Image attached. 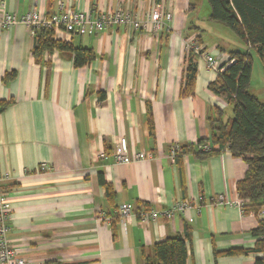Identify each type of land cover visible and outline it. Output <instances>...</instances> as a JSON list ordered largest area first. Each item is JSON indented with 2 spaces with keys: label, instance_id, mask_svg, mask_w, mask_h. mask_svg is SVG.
Here are the masks:
<instances>
[{
  "label": "crops",
  "instance_id": "1",
  "mask_svg": "<svg viewBox=\"0 0 264 264\" xmlns=\"http://www.w3.org/2000/svg\"><path fill=\"white\" fill-rule=\"evenodd\" d=\"M155 1L5 0V10L50 13L64 3L96 17L117 7L148 11ZM165 2L174 17L158 33L116 25L58 37L95 51L96 58L82 67L57 50L36 60L30 29L0 23V102L7 103L0 108V173L10 204L9 241L28 264H145L155 243L187 230L188 264H255L262 256L215 254L252 248L257 240L250 230L258 217L243 213L237 191L246 161L230 151L170 157L173 145L210 137L209 119L217 108L230 107L209 84L231 51L251 48L220 23H206L199 7L204 0ZM206 32L215 35L210 39ZM192 38L204 54L197 59L195 94L184 97L186 41ZM253 58L250 89L264 103L263 65ZM123 138L130 154L151 152L153 159L118 163L115 149ZM184 200L191 208L181 212L175 207ZM126 203L134 210L123 220L118 213ZM144 203L173 215L143 220Z\"/></svg>",
  "mask_w": 264,
  "mask_h": 264
},
{
  "label": "trees",
  "instance_id": "2",
  "mask_svg": "<svg viewBox=\"0 0 264 264\" xmlns=\"http://www.w3.org/2000/svg\"><path fill=\"white\" fill-rule=\"evenodd\" d=\"M207 1L211 9L209 19L227 26L238 38L246 41L250 48L256 51L264 70V0ZM35 38L33 55L36 60H40L46 51L54 50L72 57L77 67L85 66L96 58L92 48L76 46L72 41L56 38L52 29H37ZM251 49L231 51L229 60L233 62L224 65V70L219 69L217 78L209 84V89L227 103L232 114L225 118V109L217 108L215 116L209 119L210 137L201 139L196 144L181 146L177 158L191 152L198 157L207 158L230 151L233 156L242 157L246 161L247 171L244 178L237 183V191L243 213H252L258 217L256 227L250 230L257 240L252 248H233L223 252L216 251L215 254L219 256L261 253L262 256L256 258L255 264H264V218L259 217L264 208V103L250 89L254 66ZM203 51L204 49L200 53ZM200 53L190 50L186 57L181 91L184 97L195 94L197 59ZM6 105L7 103L1 101V110ZM150 123L152 128V119ZM207 142L213 144L211 149L199 148ZM100 182L105 187L108 199H113V187L102 173ZM150 208L144 203L141 210ZM190 237L187 230L184 235L175 234L155 243L152 251L145 254V264H188Z\"/></svg>",
  "mask_w": 264,
  "mask_h": 264
},
{
  "label": "built area",
  "instance_id": "3",
  "mask_svg": "<svg viewBox=\"0 0 264 264\" xmlns=\"http://www.w3.org/2000/svg\"><path fill=\"white\" fill-rule=\"evenodd\" d=\"M0 9L2 10L0 23L4 28L10 29L21 23L26 25L34 35L37 29H52L56 38L61 37L65 33L93 35L104 31L109 26L113 27L116 25L137 31L148 30L158 33L169 27L174 17L173 10L167 6L165 0L155 1L148 11H144V8H141L139 12H133L129 9L117 7L111 12L99 13L96 17L81 9H71L65 6L64 3L59 5V9L56 12L44 13L38 8H34L24 15H18L15 12L6 11L5 0H0ZM186 49L188 52L191 50L196 53H200L202 50L193 39L186 41ZM205 59L209 66L213 65L214 58L212 55L209 53L205 54ZM230 61L233 62V60ZM221 70H224V68L222 67ZM225 104L227 103L224 101ZM181 146L180 144H175L171 147L170 157L173 161L176 160L178 153L181 152ZM212 147L213 144L211 142L199 146L203 150H209ZM115 159L118 163L123 164L142 162L153 159V153L136 152L130 154L128 143L123 138L115 149ZM5 178L6 175L0 173V264H28L18 249L9 241L11 214L10 204L3 189ZM175 208L181 212H186L191 208V202L188 200L180 201ZM133 210L134 206L132 204H123L119 209V217L124 220L131 215ZM160 214L170 218L173 215V211L160 212L150 209L142 211L141 217L143 220L156 219Z\"/></svg>",
  "mask_w": 264,
  "mask_h": 264
},
{
  "label": "rangeland",
  "instance_id": "4",
  "mask_svg": "<svg viewBox=\"0 0 264 264\" xmlns=\"http://www.w3.org/2000/svg\"><path fill=\"white\" fill-rule=\"evenodd\" d=\"M200 7V13H201V16L205 19V21H206V23H208V24H211V25H213L212 23V21L209 19V16H210V13H208V8H210V5H209V2L207 1V0H204V5H201V6H199ZM205 23V24H206ZM222 25V24H221ZM223 27V29H225V31H227V33H230V34H232V35H236L230 28H228L227 26H225V25H223L222 26ZM214 33H212V32H206V36H207V38H210V39H212V37H214ZM194 41H196V39L195 38H192ZM197 42V41H196ZM253 54H255V57L257 58V61L259 62V63H261L260 62V58H259V56L256 54V53H253ZM230 63H232L230 60L226 63V65L225 66H227L228 64H230ZM225 66H223V68H225ZM232 114V110H231V108H227V111H226V115L227 116H230Z\"/></svg>",
  "mask_w": 264,
  "mask_h": 264
}]
</instances>
